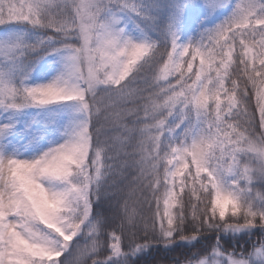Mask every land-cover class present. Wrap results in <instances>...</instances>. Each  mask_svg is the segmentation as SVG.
I'll return each instance as SVG.
<instances>
[{
  "label": "snow or ice",
  "instance_id": "1",
  "mask_svg": "<svg viewBox=\"0 0 264 264\" xmlns=\"http://www.w3.org/2000/svg\"><path fill=\"white\" fill-rule=\"evenodd\" d=\"M128 13L149 19L133 0H0V27L51 33L0 43V110L76 105L63 142L0 152V264H136L174 244L189 247L166 264H264V0L195 42L169 26L165 48L125 33ZM41 51L55 78L29 86L25 66L14 84ZM16 134L0 124V141Z\"/></svg>",
  "mask_w": 264,
  "mask_h": 264
},
{
  "label": "rangeland",
  "instance_id": "2",
  "mask_svg": "<svg viewBox=\"0 0 264 264\" xmlns=\"http://www.w3.org/2000/svg\"><path fill=\"white\" fill-rule=\"evenodd\" d=\"M133 2L140 7L141 12L149 19H144L131 13L121 14V27L133 40L141 41L148 40V36L153 34L159 19L164 14H167L170 18H181L182 21H187V12L202 11L206 19L209 20L226 7L229 0H133ZM177 13H179L178 16ZM20 25H7L6 28L10 30L7 35L0 36V43L5 40H15L18 34L21 33ZM1 29L3 27H0ZM50 34L49 32L32 28L26 41L32 42L37 39H43ZM3 56V52H0V73H3L6 67L2 60ZM39 56H43V51L33 53L23 58L15 66H12L11 79L14 84L18 83L23 76L25 66L31 68L26 79V84L29 86L45 84L55 78L59 67L56 57L43 56L32 67L35 58ZM86 71L87 69H85ZM75 108V104L67 103L40 108L29 107L8 112L0 110V124L11 122L17 130V134L9 137L7 143L0 141V152L14 155L17 158L32 159L50 145L63 142L65 137L62 133L70 130V117ZM34 134H40L39 138L30 144L29 141L32 140Z\"/></svg>",
  "mask_w": 264,
  "mask_h": 264
},
{
  "label": "trees",
  "instance_id": "3",
  "mask_svg": "<svg viewBox=\"0 0 264 264\" xmlns=\"http://www.w3.org/2000/svg\"><path fill=\"white\" fill-rule=\"evenodd\" d=\"M238 2L239 0H230L228 5L222 11H220L211 21H206L203 14L200 12L197 13L187 12L188 13L187 21L186 20L182 21L181 18L180 19H176L175 17L170 18L167 14H164L162 18L159 19L153 34L148 36V41L156 42L158 48H165L168 43L169 26H172L176 31L177 35L179 36L180 42L182 43L195 42L200 38L201 34L204 31L215 27L216 25L220 24L225 19H227L232 14L235 5ZM257 2L259 3L260 0H257ZM5 28L6 26L0 30V36H4L8 34V31L10 29L9 28L5 29ZM19 29L21 30V33H19L18 36L24 40H27V36L31 32L32 27L28 25H20ZM195 63L199 64V60H197ZM175 122L176 120L174 118H169L168 124L173 125L175 124ZM183 127L184 125H181L180 128L176 129L175 134H179L182 131ZM162 180H163V169L161 168V182ZM164 198H165L164 190L163 188H161L159 193L158 203H157V199L153 198L152 214H155V211L158 207L160 215L163 216ZM101 206L107 210L108 203L105 202ZM173 211H175V209H173ZM230 215H231L230 212L226 213V219L229 218ZM243 235H244L243 233L239 234V236H243ZM81 247H83V242L81 244ZM188 247L189 245L187 244H174L171 248H162V246L149 247L146 251L137 253L134 259L136 260V264H158V262L159 264H166V262L169 259L175 257L181 251L182 248L187 249ZM61 258L63 259V257ZM89 264H91V261H89Z\"/></svg>",
  "mask_w": 264,
  "mask_h": 264
}]
</instances>
